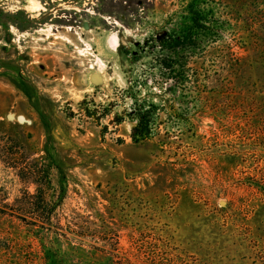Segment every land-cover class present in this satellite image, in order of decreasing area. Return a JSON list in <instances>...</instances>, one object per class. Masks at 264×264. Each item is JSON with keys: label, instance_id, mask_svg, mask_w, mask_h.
<instances>
[{"label": "rangeland", "instance_id": "1", "mask_svg": "<svg viewBox=\"0 0 264 264\" xmlns=\"http://www.w3.org/2000/svg\"><path fill=\"white\" fill-rule=\"evenodd\" d=\"M38 1L0 0V264H264V0L203 1L187 91L190 0Z\"/></svg>", "mask_w": 264, "mask_h": 264}, {"label": "trees", "instance_id": "2", "mask_svg": "<svg viewBox=\"0 0 264 264\" xmlns=\"http://www.w3.org/2000/svg\"><path fill=\"white\" fill-rule=\"evenodd\" d=\"M203 1L207 0H190L186 4V10L191 21L190 27L179 31L166 30V34L155 38L157 42L166 43V47L172 50V55H167L166 61L163 62L167 70L166 76L180 78L185 91H187L185 86L187 82L192 84V89L195 87L198 89V73L189 63V59L192 58L191 52H193L191 47H194L199 39L203 41L210 38L214 39V37L219 38L221 35L220 29L228 21V18L223 16V14H217V10L212 4H202ZM209 1L217 2L219 0ZM199 47L202 46L200 45ZM234 64V62H231L232 66ZM169 87L170 84L166 86V88ZM133 107L132 114L134 115L135 123L131 127L130 136L134 141H138L149 137L151 134V124H153L151 110L155 108V104L149 103L146 106L143 102H136Z\"/></svg>", "mask_w": 264, "mask_h": 264}, {"label": "bare ground", "instance_id": "3", "mask_svg": "<svg viewBox=\"0 0 264 264\" xmlns=\"http://www.w3.org/2000/svg\"><path fill=\"white\" fill-rule=\"evenodd\" d=\"M28 1V7L30 8V10L32 12H35L36 14H39L41 10L44 9V6L39 3L38 0H27ZM29 10V9H28ZM51 28V27H50ZM117 35V34H116ZM113 40L115 42H118L119 41V38L115 35H113ZM94 80H97L99 78V76L97 74L93 75L92 77Z\"/></svg>", "mask_w": 264, "mask_h": 264}]
</instances>
